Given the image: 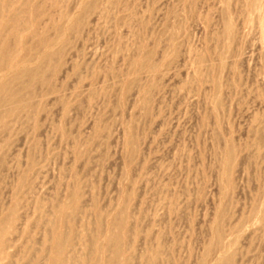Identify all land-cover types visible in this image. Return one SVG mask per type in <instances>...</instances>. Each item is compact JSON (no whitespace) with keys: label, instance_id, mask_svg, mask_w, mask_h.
<instances>
[{"label":"rangeland","instance_id":"1","mask_svg":"<svg viewBox=\"0 0 264 264\" xmlns=\"http://www.w3.org/2000/svg\"><path fill=\"white\" fill-rule=\"evenodd\" d=\"M25 1L13 4L30 24L10 39L44 72L0 125V214L19 197L27 219L5 232L0 263L26 264L23 244L40 246L52 211L80 192L79 253L96 213L127 204L138 264L159 235L157 264H202L210 243L231 264H264V0ZM147 50L155 71L137 59ZM42 52L55 58L39 67Z\"/></svg>","mask_w":264,"mask_h":264},{"label":"bare ground","instance_id":"2","mask_svg":"<svg viewBox=\"0 0 264 264\" xmlns=\"http://www.w3.org/2000/svg\"><path fill=\"white\" fill-rule=\"evenodd\" d=\"M255 1L256 0H252V4ZM25 2H27V0ZM28 2H30V1H28ZM13 3H14V0H0V125H4L6 117L9 114L11 115L13 112H15V111L17 112V110L18 111L23 110V109H26L28 107V104H29L28 100H27L28 98H25V95H24L28 91L26 93H24L25 92L24 90H27V88L30 87L29 85L31 84V82L35 78H37V77L42 78L43 77L42 73L44 71L41 72L39 70V69H42L40 66H42L43 63L46 65V61L48 59H51L52 56H53L52 58H55L53 55V52H48V53L42 52L41 54L39 53V55L37 56V60L39 63H37V64L40 68L32 69V68L27 66L29 64L26 65V59H25L26 57L25 58H23V57L17 58L16 57V55H15L16 52L14 50V46H12L13 44H12L10 37L13 36V40L15 41L17 39V41L20 43L22 40L17 37L18 33L21 36L20 29L24 26L25 27L28 26L30 24L29 23L30 20L25 19V18H27V16L26 17L24 16V14H26L25 11L23 10L24 8L16 7L15 4H13ZM33 5H35V4H33ZM18 6H20V5H18ZM26 7H27V5H26ZM30 16H32V14ZM35 16H37V14ZM35 16H33V17H35ZM38 17H39V15L37 16V18ZM32 19L34 20L35 18H32ZM75 20H76V18H75ZM69 24H71V23H69ZM64 26H63V29H64ZM29 27H31V25ZM65 27H67V25ZM8 28H9V30H7ZM32 30H31V32H32ZM56 30H58V29H56ZM25 32H26V30H25ZM226 33H229V34L232 33V26L230 23L227 24V26H226ZM32 34H34V32L31 33L30 35H32ZM48 39L41 37L40 41L43 44L50 46L52 44V40L50 39V41H49ZM57 44H58V42H57ZM149 50H147L148 53L141 54L142 56H140L137 59H138L140 65L147 66L152 71L155 68V66L152 64V62L149 61V59L151 58V56H154V55L150 56ZM150 52L154 53L151 50H150ZM132 61L134 62V60H132ZM133 62H131V63H133ZM47 64H48V62H47ZM134 69H135V67H134ZM144 71H146V70H144ZM154 71H155V69H154ZM140 72H141V70H140ZM44 76H45V74H44ZM45 78L46 77H44V79ZM39 81H41V80H39ZM132 82L134 83V81H132ZM16 84L19 85V88L18 87L15 88ZM147 91H149V90L147 89ZM28 93H30V92H28ZM225 154H226V162H227L226 164H228V163H230V161L232 159V155H233L232 146H228ZM230 164H232V163H230ZM227 167H228V170H231V169H229V167H230L229 164H228V166H226V168ZM78 188L80 190V185L78 186ZM79 193H78V195L76 193L74 195L72 194V196L70 197L69 203H65V204H63L64 202L61 204L59 203V205H57L55 207L56 208L55 212H53L54 210L52 211V213H54V216L53 215L51 216L53 218L49 217L50 222H48L49 224L47 223L48 226L50 225V227L47 228L48 231H46L47 232L46 236H44V239H42L41 242L39 241L40 246L37 247L36 241H35L36 239L34 240V238L31 237L27 241L26 244H23V248L20 250V255H21V256L19 255L21 258L20 260L25 262L23 260V258H25V257L28 258V256H29L30 257V258H28L29 260L26 258L28 260V262L26 264H134V262H136V260H138V257H136L137 255L135 254V248H134L135 242L134 243L132 242L133 238H132V240H130L131 239L130 235L131 234L138 235L139 229L137 228L138 226L134 225V223H132L133 226L130 224L131 223L130 219L132 218V216H131V213L129 211V206H127V204L121 205L122 207L120 206L109 217L107 215H105L108 217V219H106V221H105V218L103 216V213H101L100 211L97 210L98 211L96 213L97 214L96 215L97 223L95 222V230L93 231L95 233L86 236L85 241L87 242V244H86L85 251L82 253H79L77 251V249L75 247L77 245L75 243V238H74L75 235H77V234H75V233H77V231H76L77 227L75 226L77 222L75 220V217H79V215H77V213L79 211L81 212V210H82L81 208H79L80 206L78 204V203H80V205H81V202H82V201L78 202L79 196L81 194V193L80 194ZM71 198L74 200H72ZM3 207H1V208H3ZM68 207L70 209L68 210V213H67ZM36 208H37V210L41 211L42 204L38 203ZM7 209H8L7 212L2 211L4 214H2V215L0 214V254L4 253L3 250L5 247L4 246V243H5V241H4L5 235L4 234H5V232L10 231V232L14 233V231H15L14 227L19 225V223H18L17 225L14 226V223L18 220H21L22 216H23V218H25L24 215H21V213H20L21 199L19 197L18 198L17 197L12 198V201L9 203ZM74 220H75V223H73ZM129 221H130V223H129ZM22 223H24L22 226V230H23L22 233H25L26 228H27L26 227L27 219L25 218V220H23V222L21 221L20 225ZM252 223H253V221H252ZM66 226H68L67 227L68 230H67V228L65 229ZM92 227H93V225L90 228H92ZM19 228H20V226H19ZM213 232H214L215 242H216V244H218L222 239V232H221L218 225H217V227L214 228ZM10 236L7 237V239H6L7 241H9L8 238H10ZM12 236H11L12 243L11 242H9V243H11L10 244L11 246L15 247L17 241H16V239L13 241L14 236L13 237ZM161 237L163 238L162 235L157 236L156 242H154L155 244L154 243H153V245L150 244V246L147 247L146 253L144 256H142V259H141L142 264H157L158 262L160 263V261H164L163 258L168 252L166 253V247L167 246L165 245L164 240L162 241ZM262 242H264V241H262ZM5 244H7V243H5ZM8 245L9 244H7V246ZM12 249H14V248H12ZM212 249H213L212 244L210 243V245L206 249V252L204 253L205 255L202 258V264H231L233 257H234L233 256L234 253H232L231 255H228V251L225 252V250L219 249L218 252L216 251V253L212 254V251H213ZM8 252H7V254H8ZM5 253H6V251H5ZM11 254H13V253H11ZM4 256H1V257L5 258ZM166 257H167V255H166ZM11 259L12 258L7 259V260H11ZM170 259H171V257H170ZM14 261H16V260H14ZM11 262L7 261L8 264ZM3 263H6V262H3ZM136 263L138 264V262H136ZM243 263H244V261H243ZM0 264H2V263H0ZM23 264H25V263H23Z\"/></svg>","mask_w":264,"mask_h":264}]
</instances>
